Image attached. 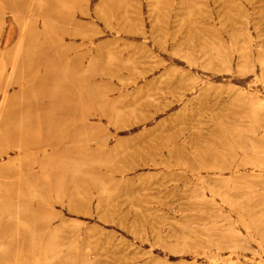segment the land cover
Returning <instances> with one entry per match:
<instances>
[{"label": "rangeland", "instance_id": "obj_1", "mask_svg": "<svg viewBox=\"0 0 264 264\" xmlns=\"http://www.w3.org/2000/svg\"><path fill=\"white\" fill-rule=\"evenodd\" d=\"M0 59V264H264V0H0Z\"/></svg>", "mask_w": 264, "mask_h": 264}, {"label": "bare ground", "instance_id": "obj_2", "mask_svg": "<svg viewBox=\"0 0 264 264\" xmlns=\"http://www.w3.org/2000/svg\"><path fill=\"white\" fill-rule=\"evenodd\" d=\"M46 22H47V21H46ZM10 34H11V26H10V27L8 28V30H7V37H6V39L9 37ZM2 55H3V54H2ZM2 55H1V56H2ZM0 60H1V59H0ZM11 66H12V63H11ZM0 76H1V75H0ZM3 88H4V86H3ZM3 88H1L0 90H3ZM1 93H2V92H1ZM250 96H251V95H250ZM243 97H244V96H243ZM244 98H245V97H244ZM260 103H262V102H260ZM263 110H264V108H263ZM263 110H262V111H263ZM259 112H260V111H259ZM261 113H262V112H261ZM263 113H264V111H263ZM263 113H262V114H263ZM259 116H260V114H259ZM259 116H258V117H259ZM262 116H263V115H262ZM260 118H261V117H259V119H260ZM262 118H263V117H262ZM250 143H251V142H250ZM240 144H241V143H240ZM241 146H242V145H241ZM253 148H254V147H253ZM245 199H246V198H245ZM207 225H208V224H207Z\"/></svg>", "mask_w": 264, "mask_h": 264}]
</instances>
